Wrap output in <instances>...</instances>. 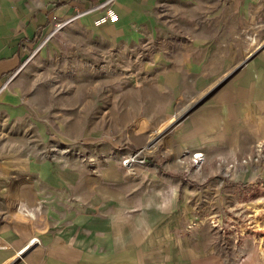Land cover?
I'll use <instances>...</instances> for the list:
<instances>
[{
	"label": "crops",
	"instance_id": "1",
	"mask_svg": "<svg viewBox=\"0 0 264 264\" xmlns=\"http://www.w3.org/2000/svg\"><path fill=\"white\" fill-rule=\"evenodd\" d=\"M104 1L3 0L1 104L14 101L8 98L17 93V88H9L10 81L3 79L24 74L20 72L25 63L36 54L48 61L55 50L70 44L87 54L85 58L73 57V63L90 65L86 70L77 68L91 78L95 48L97 57L107 55L117 62L141 58L146 81L136 87L122 85L120 74L104 67L106 84L113 81L103 126L108 129L106 139L110 129L116 128L136 147L157 139L164 150L171 144L190 148L206 141V131L200 132V128L206 129L204 123L215 118L218 121L211 127L220 129L223 121H231L233 126L237 120L242 129L236 134L238 142L245 137L250 145L264 140V47L248 48L249 41L255 42L253 36L264 35V0H113L110 7L118 20L95 25L94 20L105 12L97 5ZM77 14L60 31L71 35L68 41L60 38L34 44L36 38L50 32L52 23ZM238 65L207 100L179 121H172L178 96L190 99V93L199 88L207 93L212 81L218 84ZM80 87L85 103L75 106V114L68 116L65 129L70 135L64 130L59 137L64 141L95 136L94 98L91 100L95 88ZM258 113L260 124H256ZM166 138L169 143L163 141ZM44 169L43 183L19 189L29 194L18 198L8 195L3 208L8 211L16 203L19 207L18 212L13 210L3 217L6 226L0 241L5 244L0 247V261L11 257L10 262L23 254L13 264H206V260L191 258L183 236L175 241L176 228L181 225L177 209L184 208L179 195L185 183V178L181 182L175 176L187 175L185 171L138 170L142 179L131 184L115 162L108 163L99 177L78 169L52 175L47 164ZM6 173L14 170L6 169ZM147 175L149 180L144 178ZM38 199H44L45 205L52 203L50 215L46 216L44 205V215L33 217L28 207ZM247 262L242 264H255L250 259Z\"/></svg>",
	"mask_w": 264,
	"mask_h": 264
},
{
	"label": "rangeland",
	"instance_id": "2",
	"mask_svg": "<svg viewBox=\"0 0 264 264\" xmlns=\"http://www.w3.org/2000/svg\"><path fill=\"white\" fill-rule=\"evenodd\" d=\"M2 2L0 0V4ZM65 26L51 34L55 27V23H52L50 32L36 38L34 44L38 42L43 45L60 38L68 41L71 35L60 33ZM253 38L255 42L249 41L248 48L262 49L264 35ZM97 50L95 48L92 78L77 68L83 66L86 70L90 65L73 63V57L76 59L78 55L85 58L87 54L69 44L64 49L55 50V55L48 61L38 59V54H34V58L24 64L20 72L24 74L12 79L9 75L3 79V82L10 81L7 86L17 88V93L8 98L14 101L7 100L4 104L0 101V105L5 106L0 108V234L5 231L6 221L3 217L7 212H18V203L8 211L3 208L8 195L23 197L29 192L19 191L22 185L43 183L44 164L50 167L48 173L52 175L56 171L70 173L78 169L86 175L99 177L108 163L115 162L131 184L142 179L138 170L151 169L155 173L163 169L173 173L185 171L187 175L175 176L181 182L185 178L184 192L179 195V202L184 204V208L181 206L182 209H177L181 225L176 228L175 241L184 237L183 242L189 244L192 259L206 260V264H242L248 263V259L255 264H264V140L250 145L246 143L245 137L238 142L236 134L242 129L237 126V120H233V126L231 121H223L224 125L220 129L211 127L218 121L215 118L204 123L206 129L200 128V132L206 131V141L194 144L191 149L171 144L168 150H164L157 144V139L150 145L136 147L128 143L123 133L116 128L110 129L106 139L103 126H106V107H109L106 103L112 97L109 87L113 86V81L106 84L104 67L120 74V83L127 87L140 86L145 82L142 75L145 70L139 57L117 62L114 57L107 55L105 58L97 57ZM216 83L212 81L213 87L210 90L208 88L207 93L201 88L192 91L190 99L184 100V97L178 96L173 105L175 111L171 115L172 121L182 119L184 113L181 112L197 101L200 100V104L208 99L222 82ZM81 85L88 89L95 88V94L91 96L95 106V136H78L73 141H64L59 137H62L64 130L66 135H70L65 129L68 116L75 114V106L85 103L79 95ZM115 85H118V81ZM258 115L256 124L262 120ZM106 131L108 133V129ZM163 141L168 142L167 138ZM196 153L200 155L196 157ZM130 155L135 156L134 161L124 162ZM5 168L14 170V173H6ZM144 178L149 180L151 176ZM36 193L39 194L38 191ZM44 205L45 200L38 199L36 204L28 208L35 217L39 213L44 215L46 206L45 214L50 215L52 203ZM3 244L4 241H0V247ZM22 255L19 254L10 262L11 257H8L0 264H13Z\"/></svg>",
	"mask_w": 264,
	"mask_h": 264
},
{
	"label": "built area",
	"instance_id": "3",
	"mask_svg": "<svg viewBox=\"0 0 264 264\" xmlns=\"http://www.w3.org/2000/svg\"><path fill=\"white\" fill-rule=\"evenodd\" d=\"M112 1L113 0H107V1H104L103 3H100L99 5H97V8H104L105 12L103 15L97 17L94 20L95 25H100V24H103L106 22L114 23L118 20V16H117L116 12L110 7V3ZM77 16H78V14L75 16H72V17H70L64 21L55 22V27H54L53 31L51 32V34H53L54 31H56L60 27L64 26L67 22L71 21L72 19L76 18ZM196 154H199V153H196ZM196 154H195L196 157H198L200 155L199 154L197 156ZM124 162H130V161H128V158H125Z\"/></svg>",
	"mask_w": 264,
	"mask_h": 264
},
{
	"label": "water",
	"instance_id": "4",
	"mask_svg": "<svg viewBox=\"0 0 264 264\" xmlns=\"http://www.w3.org/2000/svg\"><path fill=\"white\" fill-rule=\"evenodd\" d=\"M237 68H238V67H237ZM237 68L234 69V70H237ZM234 70L232 71V73L234 72ZM232 73H230L226 78H228ZM226 78L223 79L221 82H223L224 80H226ZM221 82H220V83H221ZM220 83H219V84H220ZM199 102H200V100L197 101L196 103H194L192 106H190V107L184 112V114H183L182 116H185V115H187L188 113H190V111H191L194 107H196V106L199 104Z\"/></svg>",
	"mask_w": 264,
	"mask_h": 264
},
{
	"label": "bare ground",
	"instance_id": "5",
	"mask_svg": "<svg viewBox=\"0 0 264 264\" xmlns=\"http://www.w3.org/2000/svg\"><path fill=\"white\" fill-rule=\"evenodd\" d=\"M254 41H255V39H254ZM196 155L198 156L199 154H196ZM134 157H135V156H131V155H130L129 158H128V161H134Z\"/></svg>",
	"mask_w": 264,
	"mask_h": 264
}]
</instances>
